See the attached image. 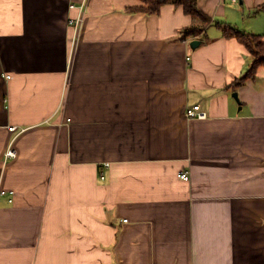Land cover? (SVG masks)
Listing matches in <instances>:
<instances>
[{
  "label": "crops",
  "instance_id": "crops-1",
  "mask_svg": "<svg viewBox=\"0 0 264 264\" xmlns=\"http://www.w3.org/2000/svg\"><path fill=\"white\" fill-rule=\"evenodd\" d=\"M141 4L0 0V264H264V0Z\"/></svg>",
  "mask_w": 264,
  "mask_h": 264
},
{
  "label": "trees",
  "instance_id": "trees-1",
  "mask_svg": "<svg viewBox=\"0 0 264 264\" xmlns=\"http://www.w3.org/2000/svg\"><path fill=\"white\" fill-rule=\"evenodd\" d=\"M142 4L138 6L136 11L141 10L148 14L159 13L162 6L172 4L178 7H183L184 12L191 16L194 24L190 27L183 28L180 32L181 41L189 38H198L203 36L204 32L214 21L209 15L200 9L197 5V0H141ZM224 35L236 37L240 44H243L253 58L252 65L247 73L234 84L235 87L242 85L248 79H255L258 69L264 67V35L253 34L250 32L239 31L229 24H220Z\"/></svg>",
  "mask_w": 264,
  "mask_h": 264
},
{
  "label": "built area",
  "instance_id": "built-area-1",
  "mask_svg": "<svg viewBox=\"0 0 264 264\" xmlns=\"http://www.w3.org/2000/svg\"><path fill=\"white\" fill-rule=\"evenodd\" d=\"M234 2H237V0H232ZM82 13L80 14V16L76 19H71L70 20V25H72L75 29V34H74V38L73 40V44L76 45L79 42V38L81 36V33L83 31L84 28V17H85V13H86V3H84L83 5L80 6ZM186 116L189 119H206L208 117V113L207 111H205L204 109H202L201 105H193V106H188L186 107ZM12 130L17 129L16 127H11ZM18 152L17 149L11 145L8 150L6 151L5 155H4V162L8 163V161H10V159L15 158L17 156ZM107 166H109V164H107ZM179 178L184 180L185 182H188L190 180V173L189 171L187 172H181L178 174ZM101 178L104 179L105 178V174L104 172L101 173ZM7 194H14V191H6L4 189L0 188V197L5 196Z\"/></svg>",
  "mask_w": 264,
  "mask_h": 264
},
{
  "label": "water",
  "instance_id": "water-1",
  "mask_svg": "<svg viewBox=\"0 0 264 264\" xmlns=\"http://www.w3.org/2000/svg\"><path fill=\"white\" fill-rule=\"evenodd\" d=\"M201 44V40H193L192 42H191V47L193 48V49H196V48H198V46Z\"/></svg>",
  "mask_w": 264,
  "mask_h": 264
}]
</instances>
